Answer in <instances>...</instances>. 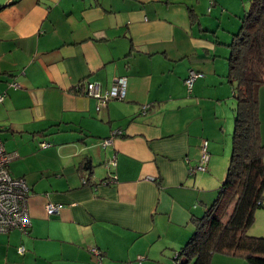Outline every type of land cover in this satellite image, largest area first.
I'll list each match as a JSON object with an SVG mask.
<instances>
[{
    "label": "crops",
    "instance_id": "1",
    "mask_svg": "<svg viewBox=\"0 0 264 264\" xmlns=\"http://www.w3.org/2000/svg\"><path fill=\"white\" fill-rule=\"evenodd\" d=\"M251 1L0 0V140L17 154L9 170L30 188L32 223L0 234V264H91L90 247L103 264H176L231 162L229 45ZM192 70L203 76L190 91ZM116 77L126 96L100 110L75 89ZM203 140L208 170L190 176Z\"/></svg>",
    "mask_w": 264,
    "mask_h": 264
},
{
    "label": "trees",
    "instance_id": "2",
    "mask_svg": "<svg viewBox=\"0 0 264 264\" xmlns=\"http://www.w3.org/2000/svg\"><path fill=\"white\" fill-rule=\"evenodd\" d=\"M229 46L228 80L237 100L231 162L215 202L202 218L194 220L195 232L178 252L176 264L192 259L194 264H211L216 253L240 256L249 264H264V238L248 235L256 209L264 207L260 117V90L264 86V0L251 1Z\"/></svg>",
    "mask_w": 264,
    "mask_h": 264
},
{
    "label": "built area",
    "instance_id": "3",
    "mask_svg": "<svg viewBox=\"0 0 264 264\" xmlns=\"http://www.w3.org/2000/svg\"><path fill=\"white\" fill-rule=\"evenodd\" d=\"M214 4V0H210V8ZM202 73L190 71L189 76L185 80V84L191 91L194 82ZM13 86L17 87L16 83ZM78 93L97 100V109L100 110L107 106L111 100H124L127 90V78L116 77L112 87L103 90L99 81H83L75 87ZM4 96L0 97V101ZM145 109V108H144ZM113 134H121V131H115ZM111 143L110 139L103 140L102 145L105 147ZM207 140L201 143V158L198 164L189 168V175L193 176L199 172H207L209 162ZM17 157V154L7 153L3 142L0 140V234H8L14 230H18L23 234L28 233L31 227V214L29 209L30 188L24 178L14 177L9 170V163ZM111 164H115L114 161ZM115 178H111L114 181ZM60 205L48 203L46 213L49 216L58 215L60 213ZM92 257H97L98 261L91 264H103L102 254L95 247L89 248ZM20 254L25 252L24 247H19ZM178 256L176 254L175 258Z\"/></svg>",
    "mask_w": 264,
    "mask_h": 264
},
{
    "label": "rangeland",
    "instance_id": "4",
    "mask_svg": "<svg viewBox=\"0 0 264 264\" xmlns=\"http://www.w3.org/2000/svg\"><path fill=\"white\" fill-rule=\"evenodd\" d=\"M228 70H229V62H228ZM233 100L235 101L234 103L237 104V100L233 97ZM263 122V121H262ZM264 126V122L261 125V128ZM234 127H235V122H234V117H233V124L231 127V138H233V132H234ZM233 147V143L231 146V150ZM231 158V157H230ZM230 163L228 164V167L226 169V173L227 174V170L229 168ZM263 196H264V191H263ZM254 223L253 225L249 228L248 230V235L253 236V237H258V238H264V207H259L256 209L255 213H254ZM185 264H194V260H189L187 263Z\"/></svg>",
    "mask_w": 264,
    "mask_h": 264
},
{
    "label": "water",
    "instance_id": "5",
    "mask_svg": "<svg viewBox=\"0 0 264 264\" xmlns=\"http://www.w3.org/2000/svg\"><path fill=\"white\" fill-rule=\"evenodd\" d=\"M87 165H88V166H87L88 169H89V168L91 169V160H88V161H87Z\"/></svg>",
    "mask_w": 264,
    "mask_h": 264
}]
</instances>
